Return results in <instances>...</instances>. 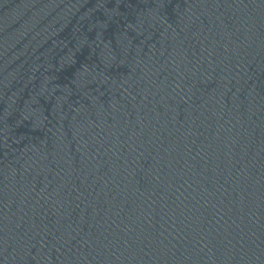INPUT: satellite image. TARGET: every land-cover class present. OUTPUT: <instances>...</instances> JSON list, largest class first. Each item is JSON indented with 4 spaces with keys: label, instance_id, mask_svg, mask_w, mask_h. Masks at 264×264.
<instances>
[{
    "label": "water",
    "instance_id": "95a60500",
    "mask_svg": "<svg viewBox=\"0 0 264 264\" xmlns=\"http://www.w3.org/2000/svg\"><path fill=\"white\" fill-rule=\"evenodd\" d=\"M0 264H264V0H0Z\"/></svg>",
    "mask_w": 264,
    "mask_h": 264
}]
</instances>
